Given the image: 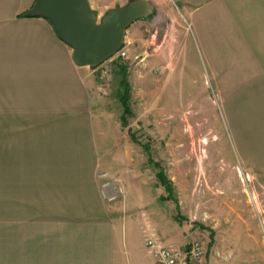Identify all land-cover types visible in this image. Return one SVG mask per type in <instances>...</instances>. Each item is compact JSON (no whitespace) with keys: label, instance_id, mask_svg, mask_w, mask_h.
<instances>
[{"label":"rangeland","instance_id":"rangeland-1","mask_svg":"<svg viewBox=\"0 0 264 264\" xmlns=\"http://www.w3.org/2000/svg\"><path fill=\"white\" fill-rule=\"evenodd\" d=\"M88 1L101 17L131 0ZM147 1L153 13L125 31V55L95 71L99 107L115 129L117 201L143 195L174 246L201 244L196 264H264V0Z\"/></svg>","mask_w":264,"mask_h":264},{"label":"crops","instance_id":"crops-1","mask_svg":"<svg viewBox=\"0 0 264 264\" xmlns=\"http://www.w3.org/2000/svg\"><path fill=\"white\" fill-rule=\"evenodd\" d=\"M35 1L0 0V264H156L142 213L174 246L172 228L143 195L117 201L97 67L77 64L48 20L26 15ZM259 166L264 181L263 152Z\"/></svg>","mask_w":264,"mask_h":264},{"label":"water","instance_id":"water-1","mask_svg":"<svg viewBox=\"0 0 264 264\" xmlns=\"http://www.w3.org/2000/svg\"><path fill=\"white\" fill-rule=\"evenodd\" d=\"M152 13L147 0H131L101 17L88 0H36L27 15L48 20L59 38L74 50L75 62L96 68L122 49L125 31L134 22Z\"/></svg>","mask_w":264,"mask_h":264},{"label":"built area","instance_id":"built-area-1","mask_svg":"<svg viewBox=\"0 0 264 264\" xmlns=\"http://www.w3.org/2000/svg\"><path fill=\"white\" fill-rule=\"evenodd\" d=\"M117 55H125L123 48ZM110 199H113V197ZM142 218V234L145 244L156 264H196L204 257L205 252L199 242H193L190 247L184 249L168 245L164 242L150 216L142 213Z\"/></svg>","mask_w":264,"mask_h":264},{"label":"trees","instance_id":"trees-1","mask_svg":"<svg viewBox=\"0 0 264 264\" xmlns=\"http://www.w3.org/2000/svg\"><path fill=\"white\" fill-rule=\"evenodd\" d=\"M27 15V14H26ZM116 63H121V61L116 60ZM121 66V81L120 84L123 87V93L120 96V101L123 107V113L121 116V124L124 127H128L129 126V121H128V116L131 115V110L129 107V97H130V84L128 83V81L126 80L127 74H126V67ZM129 133L131 135V138L133 139V141H135V136L134 134L131 132V130L129 129ZM146 148L148 149V147L146 146ZM148 161L152 164L153 161L151 160V158L149 157ZM157 165V164H155ZM157 179L160 181V183L164 186L165 190L168 192V196L167 197H161V199L163 200H169L172 199V192H173V187H172V183L171 181L167 178V176L164 174V172L161 170L157 175ZM214 237V232L212 231L211 233V238Z\"/></svg>","mask_w":264,"mask_h":264}]
</instances>
